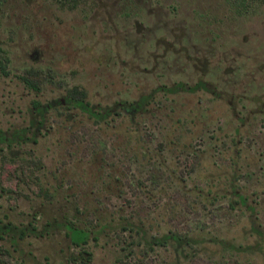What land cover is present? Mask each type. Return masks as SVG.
Returning <instances> with one entry per match:
<instances>
[{
    "label": "rangeland",
    "instance_id": "rangeland-1",
    "mask_svg": "<svg viewBox=\"0 0 264 264\" xmlns=\"http://www.w3.org/2000/svg\"><path fill=\"white\" fill-rule=\"evenodd\" d=\"M0 136L2 264H264V0H0Z\"/></svg>",
    "mask_w": 264,
    "mask_h": 264
},
{
    "label": "trees",
    "instance_id": "trees-1",
    "mask_svg": "<svg viewBox=\"0 0 264 264\" xmlns=\"http://www.w3.org/2000/svg\"><path fill=\"white\" fill-rule=\"evenodd\" d=\"M198 87L199 86H196L195 88H198ZM195 88H193V89L191 88L190 90L189 89L188 90L194 91ZM174 89H178V88H174ZM171 91H174V90H171ZM64 103L68 108L73 109V110H78L81 113L86 114L89 118L94 119L96 121H99L98 117H99L100 112L95 110L94 107L90 106V104L85 101L84 96L81 92L76 91V90L69 92L68 96L64 99ZM124 108H125V106H124ZM105 117L106 116H102V118H100L101 121H103L105 119ZM0 141L5 142V143L7 142L9 144L13 143V139L8 140L6 138H2L1 136H0ZM129 225H130V229H131L132 228L131 224H129ZM63 228L65 231V235L68 237V239L70 240L71 244L74 247L81 248V247L85 246L88 243V241L90 240V238H92L94 241L98 240V234H99L98 232H94V231L92 232L91 230H85V229L79 228L72 223L64 224ZM13 229L18 233V236L20 238H23L24 236H26L25 231H23V230L19 231L16 228H13ZM12 232L13 231H12L11 225L6 226V227H0V240L3 239V235H6V234L13 235ZM184 242H185V240L183 238H181L180 236L166 235V236H162L160 238H152L151 244L154 246L161 247V246L167 245L168 243H174L176 245L175 248H179L180 246L184 247L185 245L189 246L188 245L189 241H186L187 243H184ZM2 254L10 257V255L6 251H3V250L0 251V255H2ZM2 263L3 262L0 261V264H2Z\"/></svg>",
    "mask_w": 264,
    "mask_h": 264
}]
</instances>
